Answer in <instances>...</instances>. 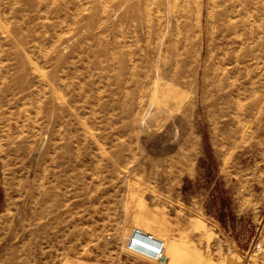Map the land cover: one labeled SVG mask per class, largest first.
<instances>
[{
    "label": "rangeland",
    "instance_id": "1",
    "mask_svg": "<svg viewBox=\"0 0 264 264\" xmlns=\"http://www.w3.org/2000/svg\"><path fill=\"white\" fill-rule=\"evenodd\" d=\"M174 2L0 0V264L117 262L135 230L183 264H245L264 236V59L241 122L201 77L158 93Z\"/></svg>",
    "mask_w": 264,
    "mask_h": 264
},
{
    "label": "bare ground",
    "instance_id": "2",
    "mask_svg": "<svg viewBox=\"0 0 264 264\" xmlns=\"http://www.w3.org/2000/svg\"><path fill=\"white\" fill-rule=\"evenodd\" d=\"M172 7L171 41L163 49L164 55L159 53L161 61L155 67L158 93L164 90L176 100L177 89L166 86L167 80L174 81L177 77L183 89L193 87L201 77L203 88L208 87L211 93L206 100L221 112L229 111L235 115L237 122L240 121L244 102L249 98L247 86L255 83L250 61L255 66L264 59V0H212V17L206 31L200 0H175ZM159 27L161 29L162 24ZM146 28L142 53L152 59L156 51L148 40L151 32L149 23ZM204 55L208 61L206 66L202 65ZM150 69L151 66L143 67L144 79L149 77ZM164 69H170L172 76L164 77ZM185 75H189L190 79H184ZM197 93L194 89V100Z\"/></svg>",
    "mask_w": 264,
    "mask_h": 264
},
{
    "label": "crops",
    "instance_id": "3",
    "mask_svg": "<svg viewBox=\"0 0 264 264\" xmlns=\"http://www.w3.org/2000/svg\"><path fill=\"white\" fill-rule=\"evenodd\" d=\"M236 249L238 250V247ZM252 250L253 251L250 254V256L246 258L245 264H264V236L260 235V238L254 243ZM173 253L174 254H172V257L169 259L167 257V249L165 248V259L163 262V260H156L151 256L129 250V253L124 255V257L118 260L117 262H112V263L106 262L103 264H183L182 260L180 259V255H178L179 253L178 252H173ZM203 264H211V263L204 262ZM212 264H217V263L212 262Z\"/></svg>",
    "mask_w": 264,
    "mask_h": 264
},
{
    "label": "built area",
    "instance_id": "4",
    "mask_svg": "<svg viewBox=\"0 0 264 264\" xmlns=\"http://www.w3.org/2000/svg\"><path fill=\"white\" fill-rule=\"evenodd\" d=\"M127 247L129 250L151 256L156 260L165 259L164 243L153 237V235L144 234L140 230H136L132 234Z\"/></svg>",
    "mask_w": 264,
    "mask_h": 264
},
{
    "label": "water",
    "instance_id": "5",
    "mask_svg": "<svg viewBox=\"0 0 264 264\" xmlns=\"http://www.w3.org/2000/svg\"><path fill=\"white\" fill-rule=\"evenodd\" d=\"M225 264H237V263H235V262H233V261L228 259V260L225 261Z\"/></svg>",
    "mask_w": 264,
    "mask_h": 264
}]
</instances>
